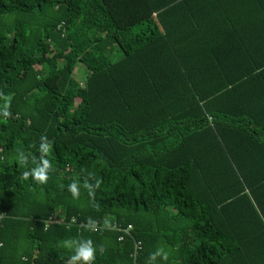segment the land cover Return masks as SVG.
<instances>
[{"label":"trees","instance_id":"1","mask_svg":"<svg viewBox=\"0 0 264 264\" xmlns=\"http://www.w3.org/2000/svg\"><path fill=\"white\" fill-rule=\"evenodd\" d=\"M89 239L94 264L135 239L139 264H264V0H0V264Z\"/></svg>","mask_w":264,"mask_h":264},{"label":"clouds","instance_id":"2","mask_svg":"<svg viewBox=\"0 0 264 264\" xmlns=\"http://www.w3.org/2000/svg\"><path fill=\"white\" fill-rule=\"evenodd\" d=\"M8 104L4 105L3 115L5 117L10 116L11 113L7 110ZM50 151V143L47 137H41V158L40 161L37 162L35 157H32V162L36 163V167L30 169L29 171L24 172L25 179L29 178L30 176L39 183H46L49 179L48 173L52 170L51 162L46 159L45 157ZM20 160L24 163H27L28 157L25 156L23 153L20 154ZM84 188H86L89 192L90 196H94V187L90 184L87 180L84 182ZM100 187V181H96L95 188ZM68 191L72 194L73 198H79L80 196V189L79 185L76 182L71 183L68 185ZM90 223H94L89 218ZM67 246L71 247L73 242L66 241ZM157 257H161L163 261L168 260V253L163 248H158L155 252L149 254L148 257V264H155ZM96 258V249L93 246V242L89 240L80 241L77 243L75 247V254L70 257L67 264H94Z\"/></svg>","mask_w":264,"mask_h":264},{"label":"built area","instance_id":"3","mask_svg":"<svg viewBox=\"0 0 264 264\" xmlns=\"http://www.w3.org/2000/svg\"><path fill=\"white\" fill-rule=\"evenodd\" d=\"M62 24H64V23H62ZM65 221L66 220L64 217H60L58 215H53L47 221V224L62 223V222L64 223ZM72 222L75 223L76 219L73 218ZM80 225L86 226L87 224L85 222H82ZM92 228L94 230H98L99 228H110V229L116 230L120 233L118 239L121 242L126 240L127 237H133V233H134V225L133 224L121 225L117 222H114L112 224H106V225H100L99 223H96V224L92 225ZM1 246H2V243L0 242V247ZM143 251H144L143 242L141 240L135 239L134 240V251L131 254V256L133 257L134 264H139V257L142 255Z\"/></svg>","mask_w":264,"mask_h":264},{"label":"rangeland","instance_id":"4","mask_svg":"<svg viewBox=\"0 0 264 264\" xmlns=\"http://www.w3.org/2000/svg\"><path fill=\"white\" fill-rule=\"evenodd\" d=\"M114 54H115L114 59H118L122 56L121 51L114 52ZM87 74H88V70H87L86 66L83 64H79L78 69L75 73V78L80 80V81H83V80H85Z\"/></svg>","mask_w":264,"mask_h":264}]
</instances>
